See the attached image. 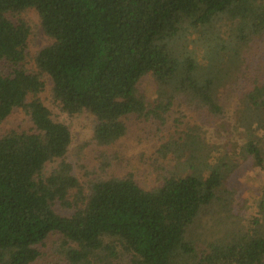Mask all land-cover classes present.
<instances>
[{"label": "trees", "instance_id": "trees-1", "mask_svg": "<svg viewBox=\"0 0 264 264\" xmlns=\"http://www.w3.org/2000/svg\"><path fill=\"white\" fill-rule=\"evenodd\" d=\"M0 264H264V0H0Z\"/></svg>", "mask_w": 264, "mask_h": 264}, {"label": "rangeland", "instance_id": "rangeland-1", "mask_svg": "<svg viewBox=\"0 0 264 264\" xmlns=\"http://www.w3.org/2000/svg\"><path fill=\"white\" fill-rule=\"evenodd\" d=\"M32 32L29 38V50L30 52H34V51H38L40 48H42L47 42L48 39L43 35V32L41 31L39 24H38V20L37 18L32 15ZM140 87L143 90H149V88L151 87L149 84V79L145 78L142 80V82L140 83ZM148 93V92H147ZM46 94V92H45ZM44 94V95H45ZM149 94V93H148ZM47 96V94H46ZM47 104L51 107L54 115L58 116L59 120H62L64 122H67L68 126L70 127L72 134H73V146H76L78 141H82L83 139H87L90 137V131H89V127H90V123L92 121V119L86 115H77V116H73L71 118H69L68 116L62 114L59 112V110L57 108H55L51 102L49 100L46 101ZM8 124H12L10 122H8ZM243 133V130H242ZM239 143V142H238ZM96 150V148L90 147L88 150V155L90 157V159L92 158V153H94V151ZM75 152L72 151L71 154H74ZM76 159V156L74 157ZM239 157L237 156L236 159H238ZM242 166V165H241ZM238 167V169H236L231 178L232 181H227L226 182V186L227 187H231L233 184L234 185H239L241 182H248L251 183V181L255 180L258 176V174L256 173V171L254 170L253 166L251 165V162L248 161L246 162L242 167ZM140 180L144 182L145 186H149V184H151V179L145 174V173H141L140 172ZM217 207V206H216ZM213 219L219 224V230H226L230 233H232V220H227V222H225V210L224 208H215L213 210L212 213Z\"/></svg>", "mask_w": 264, "mask_h": 264}]
</instances>
